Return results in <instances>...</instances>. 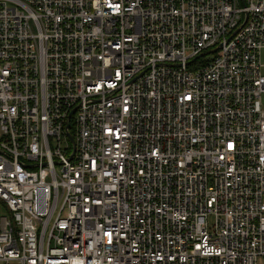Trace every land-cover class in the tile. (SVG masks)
Wrapping results in <instances>:
<instances>
[{
	"label": "built area",
	"instance_id": "2783aa9c",
	"mask_svg": "<svg viewBox=\"0 0 264 264\" xmlns=\"http://www.w3.org/2000/svg\"><path fill=\"white\" fill-rule=\"evenodd\" d=\"M263 49L264 0H0V264L264 261Z\"/></svg>",
	"mask_w": 264,
	"mask_h": 264
},
{
	"label": "rangeland",
	"instance_id": "374dc122",
	"mask_svg": "<svg viewBox=\"0 0 264 264\" xmlns=\"http://www.w3.org/2000/svg\"><path fill=\"white\" fill-rule=\"evenodd\" d=\"M206 58H208V57H212V54H209V55H207V56H205ZM261 60H262V63H263V67H262V73L264 74V49L262 50V52H261ZM1 211V210H0ZM257 264H264V261H263V259H259L258 261H257Z\"/></svg>",
	"mask_w": 264,
	"mask_h": 264
},
{
	"label": "water",
	"instance_id": "95a60500",
	"mask_svg": "<svg viewBox=\"0 0 264 264\" xmlns=\"http://www.w3.org/2000/svg\"><path fill=\"white\" fill-rule=\"evenodd\" d=\"M202 55V54H201ZM200 55V56H201ZM67 136L70 138V141H71V143H72V146H73V148H74V141H73V138H72V136L67 132Z\"/></svg>",
	"mask_w": 264,
	"mask_h": 264
}]
</instances>
